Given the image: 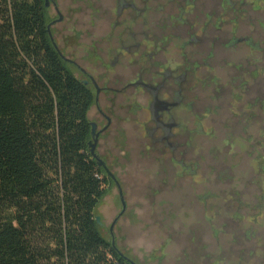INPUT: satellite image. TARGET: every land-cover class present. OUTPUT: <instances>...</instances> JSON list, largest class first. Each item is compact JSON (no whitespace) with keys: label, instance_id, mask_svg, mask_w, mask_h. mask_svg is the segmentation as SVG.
<instances>
[{"label":"rangeland","instance_id":"rangeland-1","mask_svg":"<svg viewBox=\"0 0 264 264\" xmlns=\"http://www.w3.org/2000/svg\"><path fill=\"white\" fill-rule=\"evenodd\" d=\"M57 2L60 47L61 35L106 30L115 17V0ZM175 3L138 4L172 32L163 42L172 66L189 68V107L178 110L189 112L191 143L174 153L148 143L133 115L125 134L112 125L98 151L126 204L115 243L139 264H264V0H197L182 21ZM121 209L111 185L97 210L106 239Z\"/></svg>","mask_w":264,"mask_h":264},{"label":"trees","instance_id":"trees-1","mask_svg":"<svg viewBox=\"0 0 264 264\" xmlns=\"http://www.w3.org/2000/svg\"><path fill=\"white\" fill-rule=\"evenodd\" d=\"M42 0H0V264H126L95 217L108 178L88 148L89 89Z\"/></svg>","mask_w":264,"mask_h":264},{"label":"flooded vegetation","instance_id":"flooded-vegetation-1","mask_svg":"<svg viewBox=\"0 0 264 264\" xmlns=\"http://www.w3.org/2000/svg\"><path fill=\"white\" fill-rule=\"evenodd\" d=\"M42 1L48 17L47 25H50V32L57 47L55 49L60 52L61 59L68 65L75 78L92 94L93 103L87 113L89 123L87 143L93 142L90 123H94L95 133H98L95 152L105 162L109 171L106 160L99 154V143L109 135L108 132L114 124L118 134H125L124 126L127 122L125 115L136 116L139 135L145 137L148 143L168 147L172 153L179 149L180 143L184 145L191 143L189 112L184 113L186 115L184 116L179 111L185 105L189 107V68L185 65L173 67L172 60L165 54V50L170 52L172 47H166L163 42L172 32L158 30L149 23L151 10L148 13V10L138 3L146 4L150 0H115L112 9L115 17L110 19L106 30L96 32L92 28L84 35L78 31L70 35H61V47L55 37L54 26L63 22L64 16L57 0ZM168 1L176 2L175 16L181 20L184 6L192 5L197 0ZM50 7L55 12L51 17L48 14ZM78 23L76 19L75 25L78 26ZM82 37L86 44H81ZM191 39L195 40L194 37ZM240 41L248 43L250 39L244 38ZM231 43L234 44L235 41L231 40ZM123 99L128 101L125 106H120ZM90 112L92 117L89 115ZM182 115L186 119L182 117L185 122L181 123ZM185 147L186 150L187 145ZM178 162L183 164V161ZM102 169L109 181L108 188L114 185L119 194L116 183L106 175L103 167ZM109 228L110 226L108 231L111 240L114 233L113 230L111 233ZM113 247L126 264H131L130 261L139 264L120 251L116 243Z\"/></svg>","mask_w":264,"mask_h":264},{"label":"water","instance_id":"water-1","mask_svg":"<svg viewBox=\"0 0 264 264\" xmlns=\"http://www.w3.org/2000/svg\"><path fill=\"white\" fill-rule=\"evenodd\" d=\"M45 5H46V6L48 5V1H46ZM47 32H48V35H49V37H50V40H51L53 46L57 49L56 44H55V42H54V39H53V37H52V34H51V32H50V25H47ZM59 53H60V52H59ZM62 57H63V56H62ZM63 58H64V57H63ZM90 124H91V127H92V129H91V134H92V136H93V142L90 141V142L88 143L89 153H90V155L92 156V158H94V159L96 160L98 166L104 168V170H105V172H106V175H107V176H110V177L113 179V181L116 183V185L118 186V189H119V196H120V201H121V204H122V210H121V212L117 215V217L114 219L113 223L110 225V228H109V229H110V231H111V233H112V230H113V227H114L115 223L117 222V220L119 219V217L122 215V213L124 212V210H125V208H126V204H125V201H124V199H123V194H122L121 188H120V186H119V184H118V182H117L115 176H114V175L108 170V168L106 167L105 162H104V161L98 156V154L95 152V150H96V146H97L96 141H97L98 133H97V134L95 133V124H94V123H90ZM95 220H96V222H97L98 225H102V224H103L102 221H101V217H100L99 215H97V216L95 217ZM111 244H112V246H115V241H114L113 234H112V238H111ZM130 262H131V264H135V263L132 262V261H130Z\"/></svg>","mask_w":264,"mask_h":264}]
</instances>
